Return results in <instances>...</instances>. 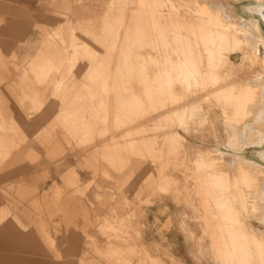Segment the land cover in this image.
<instances>
[{
	"label": "rangeland",
	"instance_id": "1",
	"mask_svg": "<svg viewBox=\"0 0 264 264\" xmlns=\"http://www.w3.org/2000/svg\"><path fill=\"white\" fill-rule=\"evenodd\" d=\"M245 1L36 0L34 30L0 38V264H225L236 239L218 200L239 193L240 163L264 169L250 156L264 145V35ZM204 2L236 34L211 58ZM250 84L240 114L217 91ZM217 170L230 188L210 182ZM259 179L260 206L240 183L252 214L232 201L264 236Z\"/></svg>",
	"mask_w": 264,
	"mask_h": 264
},
{
	"label": "bare ground",
	"instance_id": "2",
	"mask_svg": "<svg viewBox=\"0 0 264 264\" xmlns=\"http://www.w3.org/2000/svg\"><path fill=\"white\" fill-rule=\"evenodd\" d=\"M246 1H249V3L248 4H246L247 5V7L250 9V12H248L247 14H245V15H248V16H256L257 17V21H255L256 22V24H255V27L257 28V30L259 31V33L260 34H263L264 35V26H263V24H262V21H261V17L257 14V13H255L254 12V7L252 6L253 4H258V5H263L264 4V1L263 2H261V0H260V2H257V1H255V0H246ZM223 3V2H222ZM244 3V2H243ZM188 4V3H187ZM218 4V3H217ZM222 5V4H221ZM221 5H219V6H221ZM192 7V6H191ZM217 9V8H216ZM223 9H224V7H223ZM237 9H239V5L237 6ZM240 10V9H239ZM195 11H197L198 12V14H199V16H200V19L202 20V23L201 24H199V26L201 27V29H202V31H203V35H202V37L204 38L205 37V39H207V41H209L210 42V44L212 43L213 44V46H211L210 44H209V46H210V48H208L209 46H207V48H208V51H209V55H210V58L211 57H215V53L216 54H218L219 52L221 53V51L222 50H224V49H226V43H224V42H226V41H224L225 39H228L227 38V35H229V33H231V35H234V36H236V34L235 33H232L231 32V30H230V28L231 27H233L232 26V24H230L228 21H226L225 20V18H223L222 16H221V13L219 12V11H215V12H213L214 10H212V8H211V6L207 3V2H204L203 4H201V6H197L196 8H195ZM222 11V10H221ZM223 11H225V10H223ZM225 13V12H224ZM243 13V12H242ZM241 12L239 13L240 15L242 14ZM157 15V14H156ZM225 15V14H224ZM228 15V14H227ZM194 17V16H193ZM190 18V17H189ZM206 18H208V25H211L212 27V29H209V26L207 25V22H206ZM234 18V17H233ZM248 18V17H247ZM157 19V18H156ZM228 19V18H227ZM237 19V18H236ZM239 19V18H238ZM250 19V18H249ZM147 20V19H146ZM229 20V19H228ZM231 20V19H230ZM242 20V19H241ZM256 20V19H255ZM235 21H237V20H235ZM240 21V20H239ZM251 21H253V20H251ZM199 22V21H198ZM254 22V21H253ZM147 23V22H146ZM168 23V22H167ZM194 23V22H193ZM195 23H197V22H195ZM188 24H191V23H188ZM144 26V25H143ZM243 26V25H242ZM145 28V27H144ZM237 28V27H236ZM244 28V27H243ZM245 29V28H244ZM238 30H239V28H238ZM241 30V29H240ZM241 31H243V29L241 30ZM199 32V31H198ZM234 32H237V31H234ZM250 33V32H249ZM248 33V34H249ZM247 34V35H248ZM238 35V34H237ZM242 35H244V34H242ZM262 35V36H263ZM245 36V35H244ZM250 36V35H249ZM188 37V36H187ZM231 37V36H230ZM237 37H240V36H237ZM251 37H252V35H251ZM158 38V37H157ZM243 38V37H242ZM248 38V37H247ZM256 38V37H255ZM255 38H253V39H255ZM264 38V37H263ZM205 39H204V41H205ZM244 39V38H243ZM252 39V38H251ZM230 40V39H229ZM246 40H248V39H246ZM259 40H261V39H259ZM263 40V39H262ZM178 41V40H177ZM197 41V40H196ZM255 41H256V39H255ZM199 42V41H198ZM232 42H233V40H232ZM243 42H245V41H243ZM191 44V43H190ZM195 44V43H194ZM233 44V43H232ZM241 44V40H240V38H239V40L238 41H236L233 45L236 47V46H238V45H240ZM253 44V43H252ZM261 44V43H260ZM259 44V45H260ZM217 46V48H216V50L218 51V53H217V51L215 50V48H214V46ZM190 46V45H189ZM192 46H194L193 44L191 45V47ZM215 46V47H216ZM246 46V45H245ZM251 46V45H250ZM255 45H253V47H254ZM191 47H190V49H191ZM205 47V46H204ZM203 47V48H204ZM252 47V48H253ZM200 48V47H199ZM193 49V48H192ZM261 51H263L264 52V42H263V44L262 45H260V48H259ZM192 51H194V50H192ZM250 51H252L251 50V48H250ZM196 52V51H195ZM207 52V51H206ZM249 52V51H248ZM253 52V51H252ZM120 53V52H119ZM198 53V52H197ZM202 53V52H201ZM204 53V52H203ZM251 52H249V54H250ZM116 54V53H115ZM180 54V53H179ZM194 54V53H193ZM205 54V53H204ZM207 54V53H206ZM222 54V53H221ZM261 54H262V52H261ZM191 55V54H190ZM219 55V54H218ZM216 56V57H219V56ZM194 56V55H193ZM196 56V55H195ZM198 56V55H197ZM201 56V55H200ZM222 56V55H221ZM263 56H264V54H263ZM262 56V57H263ZM192 57V56H191ZM190 57V58H191ZM257 57H259V56H257ZM190 58H189V60H190ZM194 58V57H193ZM192 58V59H193ZM246 58V57H245ZM191 59V60H192ZM260 59V58H259ZM262 59V58H261ZM259 60V61H262V60ZM264 59V58H263ZM190 60V61H191ZM195 60V63H196V60H198V59H194ZM191 62H194V61H191ZM191 62H189L190 64H191ZM179 63V62H178ZM195 63H193L189 68H188V74L189 75H191L192 74V72H200V69H198V67H197V65L195 64ZM197 63H199V60H198V62ZM262 64V63H261ZM188 65V64H187ZM106 66V65H105ZM179 66V65H178ZM104 67V66H103ZM99 68V67H98ZM106 69V68H105ZM181 69H183V68H181ZM180 69V70H181ZM203 69V68H202ZM184 70V69H183ZM201 73V72H200ZM260 73H262V71L260 72ZM178 74V73H177ZM257 75V74H256ZM262 75H264V74H262ZM120 76V75H119ZM182 76V75H181ZM218 76V75H217ZM188 77V76H187ZM186 77V78H187ZM261 77V76H260ZM184 78V77H183ZM191 78H192V76H191ZM180 79V78H179ZM188 79V78H187ZM187 79H185L186 81H187ZM219 79V78H218ZM258 79V78H257ZM262 79H263V77H262ZM122 80V79H121ZM146 80H147V78H146ZM145 80V81H146ZM127 82V81H126ZM204 83V82H203ZM241 83V82H240ZM251 83V82H250ZM125 84V83H124ZM189 84V83H188ZM191 84V83H190ZM242 84V83H241ZM249 84V83H248ZM254 84V83H253ZM260 84V83H259ZM123 85V84H122ZM126 85V84H125ZM235 85H237V84H235ZM245 85V84H244ZM258 85V84H257ZM223 86V85H222ZM232 86H234V85H228V87L227 88H225V86L223 87V88H218L217 89V91H218V93H219V95H220V97L221 98H223V100L225 101V102H231L232 101V104H233V106H234V113H236V114H240L241 112H243V111H246V109L248 110V108L251 106V103L254 101V99L256 98V95H257V89H256V86L255 85H252V84H250L249 86H247V87H245V86H236V88L235 89H232L231 87ZM117 87V86H116ZM261 87V86H260ZM133 88V87H132ZM116 89V88H115ZM123 91V90H122ZM262 91V90H261ZM127 92V91H126ZM215 93H217V92H215ZM259 93H260V91H259ZM123 94V93H122ZM126 98V97H125ZM259 99V98H258ZM115 100V99H114ZM122 100V99H121ZM262 100H263V98H262ZM116 101V100H115ZM119 102V101H118ZM121 103V102H120ZM126 103V102H125ZM137 104V103H136ZM106 105V104H105ZM123 106V105H122ZM134 106V105H133ZM228 112V111H227ZM232 112V111H231ZM230 114H232V113H230ZM200 115V114H199ZM202 115H204V114H202ZM201 116V115H200ZM122 117V116H121ZM197 117V116H196ZM199 117V116H198ZM201 118V117H200ZM204 118V117H203ZM199 119V118H198ZM200 122V121H199ZM107 127V126H106ZM132 130V129H131ZM109 131V130H108ZM112 136V135H111ZM259 147H264V145L263 146H259ZM255 159V158H254ZM257 160V159H256ZM257 161H259V160H257ZM260 162V161H259ZM204 163V162H203ZM202 163V164H203ZM206 163H208V162H206ZM262 163V162H261ZM205 164V163H204ZM212 164V163H211ZM258 166V165H257ZM262 167V166H261ZM222 169V168H221ZM237 169L239 170L238 171V174L237 175H239V176H236V177H238V178H236L235 180V184L237 185V186H239V188L238 187H236L234 184L232 185V186H235L234 188H237V190L239 191V193L238 194H236V193H232V200L233 201H236V200H241V201H243V203H241V201H240V204H239V202H238V204L241 206V204H243V206H245L246 207V209H248V212H249V209L251 208V207H249V205L251 204L250 203V201L249 200H247L248 198V195L250 194H248V190L250 189H248V187H252L253 188V190H257V188H259L258 186H259V178H260V175H261V173H263L264 172V169L263 168H257L256 167V170H253V169H251V167L250 166H247L246 164H244V163H240L239 164V166L237 167ZM223 171H225L224 170V168H223ZM222 170L219 172L218 170L217 171H212V172H210V174H212L210 177L207 175V176H205L206 177V179L209 177L210 178V180H211V177H212V179H215L214 181H216V180H218V184H219V188H221L222 189V187H223V190L224 189H228V188H230L231 187V184H230V182H231V178L229 177V172H228V174L226 173V172H223ZM227 171V170H226ZM231 171V170H230ZM234 172H235V170H234ZM234 172H232V173H234ZM236 173V172H235ZM209 174V173H208ZM230 175H231V173H230ZM235 175V174H234ZM232 178H234L233 176H232ZM208 180V182H209V179H207ZM210 182H212L213 183V181L211 180ZM211 183V184H212ZM240 183H243L244 184V187L245 186H247L246 187V191H247V194L248 195H246L245 193H244V191H243V189H245L244 187H243V189H241L242 188V184H240ZM260 183H262V182H260ZM210 184V186H212ZM216 184V183H215ZM215 184L213 185V186H215ZM212 186V187H213ZM217 187V186H216ZM215 187V188H216ZM254 187H256V189H254ZM245 191V192H246ZM252 191V190H251ZM251 191H249V192H251ZM221 192V191H220ZM223 193H225V192H223ZM219 194V193H218ZM253 194H254V191H253V193H252V198L251 199H253V198H257V197H255V195L253 196ZM225 195V194H224ZM246 195V196H245ZM218 196V195H217ZM220 196L221 195H219V197H217V199H219L220 198ZM230 196V195H229ZM228 196V197H229ZM250 195H249V197H251ZM257 196V195H256ZM222 198H223V196H221ZM224 197H227V196H224ZM227 197V198H228ZM239 197V198H238ZM224 199V198H223ZM226 199V198H225ZM258 199V198H257ZM256 199V201H254V199L252 200V203L256 206V205H258V206H260L259 205V201ZM221 200V199H220ZM229 200H231V199H227V200H222V201H219L218 200V203L220 204V206L222 207V206H224V207H229L228 209V212L226 213V215H227V218L228 219H230V224L232 225V227H233V232H234V236H235V239H236V244H235V246L233 247V250H234V253L231 255L230 254V252H226V251H223L222 253H221V258H222V260H223V262L226 264H264V236H259V235H257L256 233H253V232H251L250 230H248L247 229V227L243 224V222L241 221V217H240V206H239V208L237 207V205H236V202H233L232 200V202H231V204H230V202H228ZM249 201V202H248ZM258 201V202H257ZM247 202H248V204H247ZM258 204H257V203ZM253 204H251V206L253 205ZM236 205V206H235ZM249 208H248V207ZM245 207H243V208H245ZM241 208H242V206H241ZM242 208V209H243ZM253 208V207H252ZM260 208V207H259ZM226 209V208H225ZM245 209V210H246ZM227 210V209H226ZM226 210H224V211H226ZM244 210V209H243ZM257 210L258 209H256V210H253V212L255 213V211L257 212ZM223 211V212H224ZM252 211V210H251ZM251 211L249 212V214L251 213ZM241 212H242V210H241ZM247 211L245 212V214L246 213H248ZM260 212V211H259ZM252 214V213H251ZM256 214V213H255ZM254 215V214H253ZM245 217H247V216H245ZM251 217V216H250ZM218 218V217H217ZM254 218V217H253ZM229 222V221H228ZM223 223V222H222ZM248 224V223H247ZM248 226H250V225H248ZM228 229V228H227ZM227 231V230H226ZM229 231V230H228ZM260 232H261V230H259ZM258 231V233H260ZM221 232V231H220ZM138 234V233H137ZM262 234V233H261ZM264 235V234H263ZM230 236V235H229ZM232 236V235H231ZM131 238V237H130ZM228 239V238H227ZM231 239V238H230ZM128 240V239H127ZM131 240H133V239H131ZM136 241V240H135ZM227 242V241H226ZM131 243V242H130ZM133 243H135V242H132V244ZM139 243V242H138ZM222 244V243H221ZM229 244V243H228ZM138 245V244H137ZM229 246V245H228ZM139 247V246H138ZM137 246H136V248H138ZM211 247V246H210ZM139 249H141V248H139ZM209 251V250H208ZM208 251H206V252H208ZM229 251V250H228ZM216 252V251H215ZM141 253V252H140ZM210 253V252H209ZM138 255H139V252H138ZM142 255V254H141ZM141 255H139L142 259L143 258H145V256L144 257H142ZM146 255V254H145ZM136 256H137V253H136ZM209 256V255H208ZM138 257V256H137ZM147 258V257H146ZM145 258V259H146ZM152 258V257H151ZM154 258V257H153ZM156 259V258H155ZM138 260H139V258H138ZM147 260V259H146ZM149 260V259H148ZM154 261V260H153ZM143 262V261H142ZM150 262V261H149ZM147 263H148V261H147ZM146 264V263H145ZM155 264V263H154Z\"/></svg>",
	"mask_w": 264,
	"mask_h": 264
},
{
	"label": "crops",
	"instance_id": "3",
	"mask_svg": "<svg viewBox=\"0 0 264 264\" xmlns=\"http://www.w3.org/2000/svg\"><path fill=\"white\" fill-rule=\"evenodd\" d=\"M35 2L36 0H0V18L5 21L0 26V38L22 39L34 30V24L41 22V17L35 18L34 22V15L39 14ZM0 44L7 43L0 41Z\"/></svg>",
	"mask_w": 264,
	"mask_h": 264
},
{
	"label": "water",
	"instance_id": "4",
	"mask_svg": "<svg viewBox=\"0 0 264 264\" xmlns=\"http://www.w3.org/2000/svg\"><path fill=\"white\" fill-rule=\"evenodd\" d=\"M248 3L249 1H245L244 3H241L239 5L240 11L243 12L244 14L250 12V9L246 5ZM252 6L255 8L254 12L261 17V21L264 26V4L263 5L253 4ZM250 156L264 163V147H253L250 150Z\"/></svg>",
	"mask_w": 264,
	"mask_h": 264
}]
</instances>
